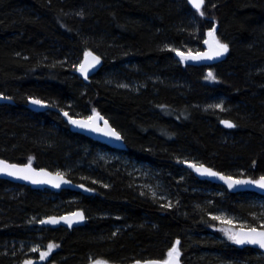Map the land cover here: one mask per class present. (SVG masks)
I'll return each instance as SVG.
<instances>
[{"label":"trees","instance_id":"16d2710c","mask_svg":"<svg viewBox=\"0 0 264 264\" xmlns=\"http://www.w3.org/2000/svg\"><path fill=\"white\" fill-rule=\"evenodd\" d=\"M213 29L228 46L222 60L180 61L177 51H202ZM89 52L101 61L86 83L79 66ZM0 95V158L93 190L54 193L0 179V264H133L167 260L174 246L182 264H264L260 251L240 248L228 238L236 231L211 217H248L264 196L229 193L187 165L264 176V0H204L200 11L188 0H0ZM31 99L56 110L35 112ZM62 111L102 113L126 149L73 132ZM132 164L156 176L170 206L141 185ZM77 210L83 226L41 223ZM32 242L42 252L57 247L44 260Z\"/></svg>","mask_w":264,"mask_h":264},{"label":"water","instance_id":"95a60500","mask_svg":"<svg viewBox=\"0 0 264 264\" xmlns=\"http://www.w3.org/2000/svg\"><path fill=\"white\" fill-rule=\"evenodd\" d=\"M188 1L190 2V0H188ZM190 4L192 5L191 2H190ZM205 40H208L209 44H205V42H204V49L202 51H199V52H181L183 54V56L185 57L183 60H185L189 64H198V65H202V64L209 65V64H212V63H215L217 61L222 60L226 53L224 55L219 56V57H213L212 59H192L191 58V57H197L198 54L209 52V48H210V45L212 44V40L208 35L206 36ZM89 53L91 55H88ZM89 53H87L84 56V58L80 64V66L82 64L85 65L86 76L84 74H82V72L79 70L81 78L84 79V81L86 83L89 81V78L92 77L98 71V69L100 67V61H101L100 57L97 54H95L93 52H89ZM189 54H191V56H189ZM93 57L97 58L98 62L93 60ZM179 57L181 58L180 55H179ZM80 66H79V69H80ZM32 100H38V101H40V103L39 104H33L31 102ZM28 107L35 112H45L48 110H56L49 103L44 102V101L39 100V99H31L29 101ZM60 113L64 117L65 121L69 124V126L73 132L82 134V135H84V136H86V137H88L94 141H97L101 144H104V145L110 147L111 149H114L117 151H123L126 149V143H125L123 136L120 134V132H118L111 125L109 120L102 113H95L89 117H76V116H72L68 112H64V111H62ZM64 113H67L68 115L65 116ZM90 117L93 118V121L90 123H92V126L97 129L95 131L90 130V128L78 127V126H76L70 122L71 120L89 121ZM101 117H102V119H100ZM105 121H107V126H105ZM225 121H228V120H225ZM223 122L224 121H222L223 127L227 128V129L233 128V127H231V128L226 127ZM228 122L233 124L231 121H228ZM109 130L115 131L119 135L120 139L117 140L112 135L105 134V133H108ZM0 161L3 162V165H15L17 169H24V168L30 169L29 171L24 172V173H17V175H8L7 174V172H9V171H15L12 168H6L5 171L0 172V179L9 181L12 184L30 187L34 190H50L54 193H59L61 190H72V191L83 193L84 195L93 194V190L90 189L89 187L85 186L84 184L74 183L68 177H66L65 175H63L59 172L50 171V170L45 169V168H38V167H36L30 163H25V164L11 163V162L4 160L2 158H0ZM187 165H188L189 170L198 179L203 180V181L204 180L209 181V182H212V183L218 184V185H223L229 193L237 194V193H242V192H253V193L259 194L261 196H264V189L259 188L254 183L253 184H233V186L230 188L228 186V183H226L225 180L220 179V177L221 176L231 177V176H228L224 173H221L218 170L210 167L209 165H207L205 163L188 162ZM190 165H195L196 167L195 168L190 167ZM201 166L205 169H209L212 172L217 173V175L216 176H210V175H206V174L202 175L200 172H198L196 170V168H200ZM57 174H59V176H57ZM19 176H28L29 178L28 179H22V178H18ZM231 178L233 181H235V180H243V181L252 180L249 176L231 177ZM33 180H35L37 182L33 183ZM65 181H66V183H65ZM252 181H257V180H252ZM56 185H59V186H56ZM74 213L82 214L83 218L80 219V218L74 216L73 215ZM64 217L69 218V220L71 221V226H69V224L66 223L64 221V219H62ZM53 218L59 222L58 223H42V225L45 227H51V228L65 227V228L71 229L74 227L83 226L87 222L86 215L82 210H77L75 212L66 213V214L59 215V216L46 217L42 221H49V220H52ZM248 229L249 228H238L236 233L241 232V230H243L244 232H247ZM257 230L258 231H264V228H257ZM237 245L240 248L250 247V248L256 249L264 255V249H261L258 245L247 244V243L237 244ZM176 259L178 261V264H182L179 256ZM164 261H166V260L136 261L133 264H163Z\"/></svg>","mask_w":264,"mask_h":264},{"label":"snow or ice","instance_id":"6c2138e0","mask_svg":"<svg viewBox=\"0 0 264 264\" xmlns=\"http://www.w3.org/2000/svg\"><path fill=\"white\" fill-rule=\"evenodd\" d=\"M190 2L192 3L193 7L196 8L197 11H200L202 5L204 4V0H190ZM203 14V13H201ZM214 31L215 29H213L212 31H210L208 33V36L211 38L212 40V44L210 45L209 48V52L208 53H201L198 54L197 57H191L192 59H212L213 57H219L221 55H224L227 51H228V46L226 44H222L219 42V40H217L214 36ZM205 44H209L208 40L204 41ZM88 55H91L90 53ZM177 55H180L182 59H184L185 57L183 56L182 53H180L179 51H177ZM189 56H191V54H189ZM93 60H95L96 62H98L97 58L93 57ZM82 74H84L86 76V72H85V65H81L80 69H79ZM207 79L210 80H214L215 77L213 76V73L209 72ZM33 104H39L40 101L38 100H32L31 101ZM65 116H67V113H64ZM102 119V117L100 118ZM93 118L90 117L89 121H77V120H71L70 122L73 123L74 125L78 126V127H84V128H90V130H97L95 127L92 126V122ZM225 124L226 127H234L233 124H231L228 121H224L223 122ZM105 126H107V121H105ZM105 134H110L113 137H115L117 140L120 139L119 135L112 130H109L108 133ZM190 167H196L195 165H190ZM6 168H12L15 171H9L7 172L8 175H17V173H24L29 171V168H24V169H17L15 165H3V162L0 161V172L5 171ZM196 170L198 172H200L202 175L206 174V175H210V176H216L217 173L212 172L209 169H205L202 166L200 168H196ZM57 176H59V174H57ZM18 178H22V179H28V176H19ZM220 179L225 180L226 183H228V186L231 188L233 186V184H256V186H258L259 188L264 189V176H262L259 180L257 181H252V180H235L233 181L231 177H223L221 176ZM37 181L33 180V183H36ZM66 183V181H65ZM59 186V185H56ZM74 216L82 219V214L80 213H74ZM64 219V221L66 223L69 224V226H71V221L69 220V218L64 217L62 218ZM214 219H219L218 217H214ZM59 221L55 220L54 218L52 220L49 221H42L41 223H58ZM261 228H264V225L260 226ZM228 238L230 240H232L234 243L236 244H253V245H258L261 249H264V231H258L257 228L252 227L249 228L247 230V232H244L243 230H241V232L239 233H235V234H228ZM177 245L179 244V241L176 242ZM57 247L56 245H52L49 244L48 245V251L47 252H41L40 253V257L41 259H44L45 257H47L49 255V253L51 252V250ZM33 251H37V249H33ZM179 256V250L177 247H172L171 250L168 252V260L164 261L163 264H178L177 261V257ZM97 264H102V262H97Z\"/></svg>","mask_w":264,"mask_h":264},{"label":"rangeland","instance_id":"374dc122","mask_svg":"<svg viewBox=\"0 0 264 264\" xmlns=\"http://www.w3.org/2000/svg\"><path fill=\"white\" fill-rule=\"evenodd\" d=\"M209 32L210 31H208L206 35H208ZM215 38L218 40L216 34H215ZM179 52L181 53V52H195V51H179ZM178 58L180 59V61L186 63V61L181 59L179 55H178ZM3 100L5 99L3 98L2 95H0V101H3ZM219 107H222V106L220 105ZM104 153L105 154H102L100 156L104 155L109 160L119 159L118 155L116 154H111L107 152H104ZM131 169H132V172L136 174V177L141 179V183H142L141 185H143V187H145L146 189L150 191V193L158 200L160 205L170 206L172 204L173 202L172 197L169 195L168 192L165 191V189L163 190L162 184L157 180L155 175L151 174L150 170L147 167L140 166L137 164H132ZM152 181H154V183H152ZM217 195L222 196L223 193L219 192ZM211 217L212 218L218 217L219 219H215V220H217L219 223L226 224L227 229L230 232L233 231L234 233L237 230V228L255 227V226H251V223L257 222L258 225L261 226V225H264V201L261 199H254L251 203L250 213L248 217L241 218V217L234 215L233 213L227 212L226 210L215 211L214 213H212ZM24 244L25 243H23V245ZM29 245L33 246L32 251L33 249H37V251H33V252H42L41 250L42 246L40 244H37V242H32ZM20 253H23V256H28L30 252H27L26 249L22 247L20 249ZM179 255H180V252H179ZM32 258L28 257L27 261H31ZM98 261L102 262V264H107L98 259L94 260L92 264H97ZM35 262L41 263L43 262V260L42 261L37 260Z\"/></svg>","mask_w":264,"mask_h":264},{"label":"bare ground","instance_id":"6f19581e","mask_svg":"<svg viewBox=\"0 0 264 264\" xmlns=\"http://www.w3.org/2000/svg\"><path fill=\"white\" fill-rule=\"evenodd\" d=\"M95 53V52H94ZM232 129V128H231ZM222 173V172H221ZM225 174V173H224ZM226 175H228V174H226ZM228 176H230V175H228ZM231 177H233V176H231ZM205 181V180H204ZM209 182V181H208ZM212 183V182H211ZM214 184V183H213ZM216 185H218V184H216ZM223 186V185H222ZM237 194H239V193H237ZM139 261H142V260H139ZM144 261H147V260H144Z\"/></svg>","mask_w":264,"mask_h":264}]
</instances>
